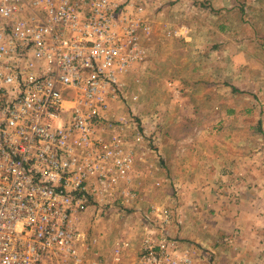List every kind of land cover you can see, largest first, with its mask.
<instances>
[{
	"label": "built area",
	"instance_id": "built-area-1",
	"mask_svg": "<svg viewBox=\"0 0 264 264\" xmlns=\"http://www.w3.org/2000/svg\"><path fill=\"white\" fill-rule=\"evenodd\" d=\"M150 5L0 0V264L105 263L78 222L92 205L129 204L144 176L149 153L135 148L146 132L115 104L146 59ZM156 215L135 264H197L200 250L169 233V212Z\"/></svg>",
	"mask_w": 264,
	"mask_h": 264
},
{
	"label": "rangeland",
	"instance_id": "rangeland-1",
	"mask_svg": "<svg viewBox=\"0 0 264 264\" xmlns=\"http://www.w3.org/2000/svg\"><path fill=\"white\" fill-rule=\"evenodd\" d=\"M149 4L152 34L144 44L146 59L120 80L125 98L115 104L118 114L136 121L137 132H146L143 144L135 148L149 153L147 165L138 166L144 176L133 181L129 204L118 199L112 207L92 205L78 226L88 239H97L104 264H135L142 235L151 226L157 230L162 219L156 214L168 211L169 233L200 250L197 264H219L207 248L187 241L177 228L178 220L189 213L183 206L189 193L177 191L175 185L192 174L194 183L206 182L202 188L208 187L207 192L196 191L207 194L203 202L208 222L201 231L218 237L222 232L254 235L257 240L250 242L263 251L264 0H149ZM188 121L192 127L181 129L180 123ZM183 135L190 136L188 145L194 144L192 159L174 155L186 153L179 150L184 147L179 142ZM202 153H209V158ZM212 163L229 166L225 180L220 172H211ZM199 164H207V177ZM239 166H244L243 174ZM246 192L252 195L250 200ZM193 225L199 234V226ZM122 241L130 246L117 262L114 249ZM246 244L241 243L244 248Z\"/></svg>",
	"mask_w": 264,
	"mask_h": 264
},
{
	"label": "crops",
	"instance_id": "crops-1",
	"mask_svg": "<svg viewBox=\"0 0 264 264\" xmlns=\"http://www.w3.org/2000/svg\"><path fill=\"white\" fill-rule=\"evenodd\" d=\"M192 123H193L192 121H188L186 123H180V126L182 127L181 129H187L188 127L192 125ZM189 138H190L189 135H183V137H181L179 140L181 144H184V147L180 146L179 150L186 151V153L177 152V153H174V155H177L180 158L187 157L189 159H192L194 157V155L192 154L194 152L193 150L194 144L188 145L187 142ZM202 154L207 156V158H209V153H202ZM202 160L205 161L206 163L208 162L206 159H202ZM212 164L213 165L210 169L211 172H213L214 175L215 174L217 175L218 172H220L218 176H222L221 179L225 180V178H223L224 177L223 174L227 173L228 171L227 168H229V166L224 165V164L222 165L219 164V166H216L217 164L216 165L215 163H212ZM206 165L199 164L198 167H200L202 175L207 177L208 175H207ZM180 168L181 169L179 171V174L184 173V170H183L184 166H180ZM239 168L241 170V174H243L242 170L244 169V166H241V167L239 166ZM194 175H198V172H195ZM221 179H219L218 181L221 182ZM184 180L185 179L182 178L181 181H177L175 185L178 188L176 189L177 191L183 192L185 189H187L186 192L184 193H189V198H187V200L184 201L185 205H183V202H182V205L185 206V208H187V212L189 213H185L184 217L178 220L179 226L177 228L179 230L180 235L186 238V240L188 239L191 242H195L199 244L200 246L207 248L209 250L208 254L211 255V258L213 260L217 259L219 264L222 263L221 261H224V262L226 261V264H264V262L261 261L264 259V250L262 251V249H259V248L257 249L255 244L253 242H250V240H253V241L257 240L254 235L253 237L248 238V234L242 235V234L236 233L234 235L232 233L231 235H227L228 234L227 233L224 236L225 233L222 232L221 233L222 236L218 237V235L214 236L212 234L207 233L206 231L204 232L201 231L202 228H207V222H208L207 220H205L207 217V215L205 214L207 212L206 211L207 209H206V205H204V203L206 202L205 199L207 198V194L205 197H203L202 193L201 194L198 192L196 193V191L199 190L200 192H203V191L207 192L208 187L207 189L206 187L202 188V186H206V182L200 186L194 183L193 181L195 180L192 174H191L190 180L188 179L187 181L186 180L184 181ZM192 192H194V195L192 194ZM200 196H201V199H199ZM251 196L252 195H249V193L246 192L245 197L248 198L247 200H250L249 197ZM251 201L255 202V200H251ZM249 203L251 204V202ZM216 213H219V212H216ZM220 216L221 215H218L215 218L219 220V222L221 223L222 218ZM194 222L199 226V229H200L199 234H195L193 232ZM211 222H212V219L210 221V225H211ZM191 225L192 227H190ZM209 227L211 228V226ZM243 239H246V240H243ZM245 242H247V244L244 248L243 245H241V243H245ZM199 264H202V263L199 262Z\"/></svg>",
	"mask_w": 264,
	"mask_h": 264
}]
</instances>
